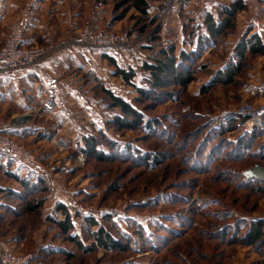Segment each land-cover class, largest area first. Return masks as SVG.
I'll list each match as a JSON object with an SVG mask.
<instances>
[{
	"label": "rangeland",
	"instance_id": "374dc122",
	"mask_svg": "<svg viewBox=\"0 0 264 264\" xmlns=\"http://www.w3.org/2000/svg\"><path fill=\"white\" fill-rule=\"evenodd\" d=\"M65 1L63 4L60 0L48 2V7L56 6L60 2L63 11L68 13V19L71 20L70 24L55 32V35H62V40L52 42L53 39L44 38L37 45L56 48L54 45H58L57 42L77 44L78 39L86 32L89 35L102 31L127 33L134 39L130 47L142 43L149 44L143 47L146 50L138 49L143 52L133 53L137 55L136 61L139 59L133 66L140 65L146 59L155 58L161 52V46L176 42L178 49L181 48L180 37L186 39L183 28L180 32L173 33L175 35L169 30V26L177 22L176 15L183 17V27L190 17L201 18V11L214 10L217 14V6L229 2L223 0L215 6L206 4L202 10V0H187L185 4L178 0L169 15L164 19L160 17L150 26V31L155 34L164 23L167 22L168 25V35H164V41L161 39L153 43L148 38L149 34L140 35V25L137 26V19L132 18L140 17L138 13L131 11L123 20H113L114 15L120 13L115 12V5L120 0ZM246 1L248 8L238 14L236 28L225 36L217 48L208 50L199 60V65L204 68L187 90H180L177 100H167L169 93L176 89L169 88L161 90L162 101L150 100L145 105H136L147 120L157 122L150 130L143 125L137 129L120 132L116 130V126L107 125L114 113H119L120 110L109 107L107 96L99 89V84L103 83L131 102L138 94L134 86L112 75L111 71H115V67L103 59V54L93 49L84 57L85 69L71 71V68L64 72L69 79L64 83L65 88L62 90L70 93L61 101L65 106L63 108L69 110V117L57 120L52 115L50 119L49 115L39 112L36 117L31 118L30 123L41 125L42 130L37 131L39 133L31 138H14L35 155L36 165L38 164L36 167L39 169L35 171L38 175L33 174L34 182H41L43 185L38 188L32 186L28 190L0 169V184L5 187L0 189V205H3L0 207V239L10 245L15 255H31L30 264H264V245L230 244L221 241L219 237L211 236L221 233L217 230L219 227L214 228L215 225L230 223L235 226L237 221L243 220L249 226L254 220L264 219V181L246 187L240 185L243 181L241 174L247 177L244 171L257 165L264 168V159L260 155L238 158L237 153L233 151L235 144L231 140H236L245 133L241 131V127L226 134L227 143H220V140H224L221 136L212 139L209 137L210 140H206L209 132L221 130L228 115L237 114L236 111L242 105H252L254 108L264 106V95L259 96V90L264 85V56L251 57L234 83L218 84L213 86L209 93L200 94V89L209 83L206 80L215 71V68L206 62H222L235 44L236 38L243 37L251 30L246 28L250 15H264V0ZM45 20L48 21L47 16ZM10 27L9 24L4 26L6 34ZM184 47L190 48L189 45ZM123 55L127 57L124 53ZM136 57L130 54L127 59ZM120 65L125 67L122 61ZM129 67L132 66L125 68ZM142 77L141 72L138 73L134 82L143 85ZM56 99L58 103L59 100ZM55 105L54 99L52 107ZM0 112H3L0 115L2 125L11 117L10 105L1 104ZM184 114L188 116H183ZM193 114L196 116L194 119ZM224 115L226 117L222 121L221 129H212L214 120ZM22 117L19 116L21 119ZM176 119L179 120V125L174 123ZM99 130L117 144V149L119 148L113 152L112 148L103 144L104 150L110 151L112 155L108 161H101L94 156L86 158L80 151L83 136L96 134ZM189 130L195 136L193 140L190 138V143L187 142L189 138L186 136ZM205 141L208 142L207 146ZM263 143L264 136H261L251 152L258 150ZM198 147L203 149L194 159ZM213 147H221L228 157L224 160L219 158L215 162L211 160L207 165L200 160L205 170L193 167L199 157H204V152L212 153ZM136 149L156 153L157 164L146 166L143 160H133L131 150ZM215 154L221 157L222 151ZM25 168L28 173L32 170L20 167ZM38 177L41 179L37 180ZM36 189L40 190L30 194ZM170 193L175 196L172 197ZM176 193L184 197L182 203H171L172 199L176 198ZM28 200L36 201L40 208L25 214V202ZM58 204L66 205L74 218L75 227L69 235L77 233L83 237L84 244L88 247L94 240L90 233L85 232V217H94L101 226H106L115 234V230L131 234L133 228L130 220L142 223L149 230L165 233L156 227L162 223L170 227L171 234L167 233V236L171 239L165 241V245L159 243L161 246L155 251H143L147 250V247L140 244L134 235L136 242L131 251L111 252L97 247L85 253L79 250L76 244L66 240V236L49 221V218L64 217L57 211ZM106 215L113 217L117 227L105 220ZM212 215L218 216V219H214ZM179 221L182 222L181 225ZM187 221L190 223L188 226L185 225ZM97 229L98 226L93 228L94 231ZM246 229L240 233L243 234ZM176 233L177 235H174ZM63 252H70L74 256L67 258Z\"/></svg>",
	"mask_w": 264,
	"mask_h": 264
},
{
	"label": "trees",
	"instance_id": "16d2710c",
	"mask_svg": "<svg viewBox=\"0 0 264 264\" xmlns=\"http://www.w3.org/2000/svg\"><path fill=\"white\" fill-rule=\"evenodd\" d=\"M180 1L181 4H185L187 0ZM217 7L219 8L217 14L214 10H205L202 12L203 14L201 15V18L195 19L190 17V19L183 24L182 31L185 33L184 35L186 36V39L183 40L181 44L182 46L189 45V49H186L184 46H181V48L178 49V47L175 45L176 42L171 44L169 43V46L163 48V50L155 58L149 60L146 59L140 65L129 68L122 67L115 57L107 53L103 54V58L108 60L111 66L115 67L113 75L115 77L121 78L128 85L134 86L138 94V97H134L133 102H131L128 99L118 95L113 89L104 86L103 83L99 84V89L105 94V96H107L109 107L120 110L119 113L116 111L113 117L109 119L107 122L108 126H116V130L120 132L127 129H137L143 125H145V127H147L149 130L154 127L155 123L157 122L147 120L145 118V114L142 113V111H140L136 105H145L146 102L150 100L162 101L160 98L161 94H163L161 90H168L169 88L176 89L173 91V93H169L167 100H177L180 90L183 92L187 90V88L194 81H196L198 73H200L204 68L202 65H199V60L208 50H214L217 48L223 42L225 36H227L230 31H233L236 28L238 14L247 10L248 3L246 0H229L228 3H221ZM118 11H120V13L114 15V21H121L126 18L129 12L134 11L140 16L132 17L133 19H137V26L140 25L138 28L140 35L145 36L149 34L148 38L153 43L159 42L162 39L160 34L161 28L157 29L155 34L153 33L154 31H150V26L154 25L160 17L158 14L152 13L149 0H120L115 5V12ZM250 32L251 30L247 31L235 47L234 58L236 61L230 62L225 68L212 73V79L207 85L200 89V94L209 93L211 88L218 84L234 83L236 78H238L243 72L247 61L251 59V57L264 56V35L261 36L258 33L251 34ZM140 72L143 75V85H138L136 82H134V79L138 77V73ZM186 115L187 114H184L183 116ZM192 116L193 119L196 118L194 114ZM246 120H248V117L241 114L228 115L222 129L209 132V135L207 136L208 138L206 137V140L221 136L224 137V140H220V143H227L225 137L226 134L241 127V125ZM174 123L176 125L180 124L179 120L177 119L174 120ZM198 126L199 125H197V127ZM194 128L196 129V126H194ZM186 136L189 138V141H187L189 143L195 137L193 132H190V130L186 132ZM261 136H264V130L256 126L252 130L246 131L238 139L231 140V142H234L235 144V146H233V149L235 148L233 151L237 153L236 155H238V158H245L249 155H260V157L264 159V143L263 146L259 144L260 147L258 150L251 152V150H253L254 144H258ZM190 138L192 139L190 140ZM207 143L205 141L204 144L207 146ZM103 144H106L107 147L112 148L113 152H116L119 149H117V144L113 140L107 137V135L102 130H99L96 134L83 136V144L80 147V151L82 154L86 155V158L94 156L101 161H108L112 155L110 151L104 150ZM101 145H103V147ZM199 146H201V144ZM201 149L203 148L198 147L196 149V152L194 153V159L198 157ZM220 149L221 147H213L212 153L209 152L208 154H205L204 152V154H202L204 157H199V161L196 165L193 164V167L205 170L206 168H203L202 163H200L201 161L204 165H207L211 163V160L215 162V160H219V158L222 160L226 159L228 154L224 153L223 150ZM131 151L133 152V160H143L146 166L157 164L158 160L156 159V153L153 154L141 149ZM221 151L222 156H216L215 153ZM233 158L235 159L236 157L233 156ZM9 161L10 160L4 155L0 154V162L3 163L4 167L9 168L11 166L12 162ZM32 170H29V173L27 171L25 176H20L16 171L13 172L7 170L6 175L10 179L18 181L24 188L30 190V187L32 186L33 188H38L43 185L41 182H34V175L38 174L36 173V170ZM241 177L243 181L240 182V185L245 187L254 185L256 183H262L264 181L254 177L247 178L243 174H241ZM40 179L41 177L37 178V180ZM39 190H32L30 194L33 195ZM165 194L169 195V193ZM170 194L172 197L175 196L174 193ZM12 195L15 196L14 193H12ZM177 195L178 194L176 193V198L172 199L171 203L176 204L183 202L184 197H182L180 194L178 196ZM36 208H40V205L38 206V203H36L34 200H28L25 202L24 212L25 214L35 212ZM56 208L57 211L61 212L64 217L60 219L49 218V221H51L61 231V233L66 236V240L76 244L77 248L85 253H89L97 247L111 252L131 251V249L134 248L133 246L136 242V240L133 238L134 235H136L138 241L141 242L140 244L147 247V250L143 251H155L159 246H161L159 243L165 245V241H170L171 239V237L167 236V233L171 234V232H169L171 231L170 227L162 223L158 224L156 227L165 233L149 230V228H147L142 223H137L135 220H130L129 222L133 228V232L131 234H124L122 232H118L117 230H115V234L106 226H101V223H99V221L94 217H85V232L90 233L89 235L94 240V243L89 244L91 246L88 247V245L84 244L85 241L83 237H80V235H69V232L73 230L75 226L74 218L71 212L68 210V207L64 204H58ZM232 214L233 213L231 212V215ZM216 215L212 216L217 220L218 216ZM105 220L109 221L110 223L112 222L113 227H117L111 215H106ZM178 223L180 225L182 224L180 221ZM189 224V221L185 223L186 226ZM224 224L225 225L223 226L215 225L214 228L219 227L220 229L217 230H220L221 233H215L213 235L211 234V236L214 238L219 237L221 241L229 242L230 244H243L249 246L264 245V219L254 220L250 222L249 226L243 220L237 221L235 226L231 225L230 223ZM97 226L98 229L94 231L93 228ZM244 228L247 229L243 234H241L240 232H242ZM177 233L174 235H177ZM84 238L86 239L85 236ZM63 253L67 258L74 256L70 252Z\"/></svg>",
	"mask_w": 264,
	"mask_h": 264
},
{
	"label": "crops",
	"instance_id": "0c3cea01",
	"mask_svg": "<svg viewBox=\"0 0 264 264\" xmlns=\"http://www.w3.org/2000/svg\"><path fill=\"white\" fill-rule=\"evenodd\" d=\"M63 1L65 0H60L62 4ZM222 1L223 0H202L201 3L203 4L204 2L202 10L206 6V4L215 6L216 4H218V2ZM48 2L49 0H0V45L3 43L7 35L6 31L4 30V26L6 24H9V26L13 24L20 25L24 33V43L26 45H37L41 43L43 41L42 39L44 38L47 40L53 39L52 42L57 41V39L58 41H61L62 35H55V32L59 28L66 27L71 23V20L70 18L68 19V13L66 11H63L60 2L53 7H48ZM65 2L67 3V1ZM262 4L264 5V1L262 2ZM152 13L155 14L153 10ZM46 16L48 17V21L45 20ZM176 18L177 20L175 21L177 22H174L173 25L169 26V30H171L172 34L175 32H180V29H182L181 18L183 17H180V15H176ZM248 22L249 23L246 25V28L248 27L251 29V34L258 33L261 36L264 35V15H250ZM167 29L168 25L166 22L164 23L160 31L162 41H164V35H168L166 34L168 33ZM241 38L242 37L240 36L236 38L235 44L232 45V49L228 51V55H226V58H223L222 62H206L207 64H211L212 68H215L214 73L225 68L230 62L236 61V59L234 58L235 47ZM181 40L183 39L180 37V42H182ZM64 42L65 44H60V42H57L56 44L58 45H54L57 47L52 48L50 54L43 60L44 66L51 72L53 76L52 84L44 82L37 75L33 68H19L10 71H0V105L7 104L11 107V117L5 123L3 122V124L0 125V130L10 135L13 139H22L27 136L31 138L35 136V134L39 133L37 131L42 130V127H40L41 125L30 123L31 118L34 116L36 117L39 112L43 113L44 115H49L50 119L52 118V115H54L56 117L55 119L57 120L67 119L69 117V110L64 109L63 107L65 106H63L64 103H62V101L65 100V97L68 96V93H70H67L66 90H62L65 88H63L64 83H67L69 79L67 74H65L64 72L69 69L71 70V68H73L71 71H78L82 68L85 69L84 63L86 62L84 60V57L87 56V54H89V51L93 50V48L76 43L70 44L68 42L67 44V41ZM162 45H164V43H162ZM50 46H53V44H50ZM146 46H149V44L142 43L134 47L94 50H97L101 55L107 53L115 57L119 64L120 61H122L125 63L124 66L126 67L133 66V63H138L137 61H139V59L136 61L137 55H134L133 53L141 51L138 50L140 48L146 50L145 48H143ZM161 47L162 51L163 48L166 47V45ZM126 50L128 51L125 52ZM143 50L141 52H143ZM123 53L128 58L130 54L132 55V57L136 58L128 60L127 57L123 55ZM106 61L108 62V60ZM113 72L114 71H111L112 75ZM211 79L212 74L206 81L210 82ZM52 87L56 90V98H58L59 100L57 103V99L55 98V107L48 106L49 102L52 100L49 97V90ZM259 94V96L264 95V85L259 90ZM70 97H72V95H70ZM2 113L3 112H0V115ZM19 116H23L22 119L19 118ZM254 127H256L255 122L251 119H248L242 124L240 129L244 133L246 131L252 130ZM22 166L21 164L12 162L11 166L7 168L3 166L2 162H0L1 170H4L5 172L7 170L13 172L16 171L20 176H25L27 171L26 168L20 169V167ZM4 188V185L0 184V189ZM2 206L3 205H0V207ZM76 234L77 233H75L74 235Z\"/></svg>",
	"mask_w": 264,
	"mask_h": 264
},
{
	"label": "built area",
	"instance_id": "2783aa9c",
	"mask_svg": "<svg viewBox=\"0 0 264 264\" xmlns=\"http://www.w3.org/2000/svg\"><path fill=\"white\" fill-rule=\"evenodd\" d=\"M177 3L178 0H149L150 8L163 19L174 10ZM133 43L134 39L130 38L127 33L114 34L106 31L95 35H89L86 32L77 42V44L99 50L127 48ZM51 50V47L26 45L22 28L18 24H13L0 45V71L33 68L44 82L52 84L53 76L43 64V60ZM49 97L52 100L48 106L52 107L56 97L53 87L49 90ZM236 113L247 116L255 122V126L264 130V106L254 108L252 105H242ZM225 117L226 115L214 120L212 129H221ZM0 154L30 169H35L34 167L37 166L35 155L2 130H0ZM35 170L37 171L38 167ZM31 257V255L24 257L15 255L10 245L0 239V264H30Z\"/></svg>",
	"mask_w": 264,
	"mask_h": 264
},
{
	"label": "water",
	"instance_id": "95a60500",
	"mask_svg": "<svg viewBox=\"0 0 264 264\" xmlns=\"http://www.w3.org/2000/svg\"><path fill=\"white\" fill-rule=\"evenodd\" d=\"M260 165H257L255 168H251V169H248L247 171H244V174L247 176V177H259V172H260Z\"/></svg>",
	"mask_w": 264,
	"mask_h": 264
},
{
	"label": "bare ground",
	"instance_id": "6f19581e",
	"mask_svg": "<svg viewBox=\"0 0 264 264\" xmlns=\"http://www.w3.org/2000/svg\"><path fill=\"white\" fill-rule=\"evenodd\" d=\"M258 179H261V180H264V168H261L260 169V172H259V177H257Z\"/></svg>",
	"mask_w": 264,
	"mask_h": 264
}]
</instances>
